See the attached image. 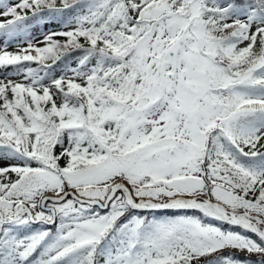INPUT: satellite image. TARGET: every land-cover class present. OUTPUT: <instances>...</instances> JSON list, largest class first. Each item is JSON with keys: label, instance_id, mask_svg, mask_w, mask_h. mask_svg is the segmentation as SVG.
<instances>
[{"label": "snow or ice", "instance_id": "1", "mask_svg": "<svg viewBox=\"0 0 264 264\" xmlns=\"http://www.w3.org/2000/svg\"><path fill=\"white\" fill-rule=\"evenodd\" d=\"M0 264H264V0H0Z\"/></svg>", "mask_w": 264, "mask_h": 264}]
</instances>
